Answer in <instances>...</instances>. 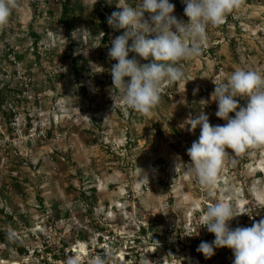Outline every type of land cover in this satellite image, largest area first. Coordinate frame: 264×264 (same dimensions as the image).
<instances>
[{"label": "rangeland", "instance_id": "rangeland-1", "mask_svg": "<svg viewBox=\"0 0 264 264\" xmlns=\"http://www.w3.org/2000/svg\"><path fill=\"white\" fill-rule=\"evenodd\" d=\"M60 1L19 0L0 28V233L26 251L0 242V264H64L68 255L91 264L98 252L109 255L108 264H142L145 257L155 264H232L231 249L208 259L196 251L215 238L203 213L223 198L252 217L233 219L232 228L264 218V147L240 156L228 149L209 193L186 172L187 149L201 128L191 133L180 125L201 112L223 125L211 100L213 81L240 68L264 74V0H244L221 24L209 25L202 54L180 62L185 79L166 82L149 115L123 105L119 90L110 94L116 61L107 53L122 30L101 19L139 0H79L70 30L58 23ZM169 2L187 22L183 0Z\"/></svg>", "mask_w": 264, "mask_h": 264}, {"label": "clouds", "instance_id": "clouds-1", "mask_svg": "<svg viewBox=\"0 0 264 264\" xmlns=\"http://www.w3.org/2000/svg\"><path fill=\"white\" fill-rule=\"evenodd\" d=\"M183 2L187 22L173 14L175 5L169 0H139L135 7L117 5L121 10L107 17L113 30H122L111 40L107 53L111 61H116L109 69L110 94L113 89L119 90L120 102L142 115H149L160 104L166 82L174 84L185 79V72L178 65L202 54L208 26L221 24L228 14L241 8L244 0ZM19 7V0H0V28L7 26ZM130 53L134 54L131 58ZM213 83L215 115L226 123L214 126L201 112L198 116L190 113L180 125L191 133L198 126L201 128L198 141L187 149L191 162L186 172L209 193L218 184L225 158L230 155L228 149L231 155L240 156L251 148L264 147V74L240 68L226 80ZM237 97L246 99V106H241ZM243 214L247 213L223 198L210 203L203 213V227L215 238L212 242L202 241L196 251L208 259L216 249L228 248L234 256L232 264H264V218L250 227H230V222ZM109 259L108 254L98 252L91 264H108ZM64 264L81 262L78 256L68 255ZM142 264L155 262L145 257Z\"/></svg>", "mask_w": 264, "mask_h": 264}, {"label": "trees", "instance_id": "trees-1", "mask_svg": "<svg viewBox=\"0 0 264 264\" xmlns=\"http://www.w3.org/2000/svg\"><path fill=\"white\" fill-rule=\"evenodd\" d=\"M118 0H111L112 3H116ZM60 15H59V19H58V23L66 30H70L75 22L74 19V15L76 13L77 10L81 9V2L79 0H61L60 1ZM104 9L108 10V6L105 5L104 2H102ZM101 19H102V24L103 25H107V21L104 15H101ZM109 36V32L108 30H106L103 34V43L107 42ZM73 67L75 69V73L76 75L78 74L76 71L77 65H78V61L79 58L76 57L73 60ZM82 69V68H81ZM1 105V103H0ZM50 135V132L47 133V136ZM15 188L19 191L20 187L17 185L15 186ZM252 217L250 216V213H247L243 216L242 221H248L249 219H251ZM55 219L59 220L60 216L58 212H55ZM140 236L139 237H145L147 235V232H145V229L142 228L139 232ZM151 241L154 243V245H156V247H159V236L158 234H156L155 232H152L151 235ZM0 242L6 246L7 249H15V251H17L20 254H26L25 249L21 246V244L8 232H3L0 233ZM135 243L140 244V240L136 239ZM46 251V250H45Z\"/></svg>", "mask_w": 264, "mask_h": 264}]
</instances>
